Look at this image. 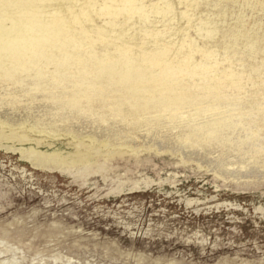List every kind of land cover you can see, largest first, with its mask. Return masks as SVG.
Wrapping results in <instances>:
<instances>
[{
    "label": "rangeland",
    "instance_id": "1",
    "mask_svg": "<svg viewBox=\"0 0 264 264\" xmlns=\"http://www.w3.org/2000/svg\"><path fill=\"white\" fill-rule=\"evenodd\" d=\"M0 123V264H264V0H0Z\"/></svg>",
    "mask_w": 264,
    "mask_h": 264
},
{
    "label": "bare ground",
    "instance_id": "2",
    "mask_svg": "<svg viewBox=\"0 0 264 264\" xmlns=\"http://www.w3.org/2000/svg\"><path fill=\"white\" fill-rule=\"evenodd\" d=\"M40 79V78H39ZM11 80V79H10ZM16 82V81H15ZM7 91L6 92H3V93H5V96H3L6 100H7V102H12L13 104L14 103H16V100L17 99H19L18 97H24L25 95H28V96H30V98H32L31 100L32 101H34V95H33V93L32 92H30V91H27L26 89H23V90H21V88H20V90H15L14 88H16L17 86L16 85H14V84H9V85H7ZM63 88V87H62ZM19 89V88H18ZM47 96V95H46ZM77 96H78V99H77V103H76V105L74 106V107H72L71 108V110L70 111H72L73 112V114L74 115H76V114H80L82 111H88L89 112V110H90V106H94L93 105V103H92V101H93V99L91 100V101H88V96H89V94L88 93H85V92H81V91H79V90H77ZM20 97V98H21ZM20 100V99H19ZM30 100V101H31ZM61 100V99H60ZM47 101V100H46ZM28 103V102H27ZM41 103V102H40ZM60 103V102H59ZM63 103V102H62ZM26 104V103H25ZM44 104H45V101H44ZM97 104V103H96ZM12 105V104H11ZM10 105V106H11ZM100 105V104H99ZM28 106V105H27ZM113 107V106H112ZM29 108V107H28ZM68 108V107H67ZM66 108V109H67ZM14 110V109H13ZM30 111V110H29ZM62 111V110H61ZM69 111V112H70ZM94 112V111H93ZM22 113V112H21ZM24 113H25V111H24ZM27 113V112H26ZM16 116V115H15ZM37 116V115H36ZM35 116V117H36ZM8 117V116H7ZM16 118V117H15ZM79 118V117H78ZM2 119V118H1ZM82 120V119H81ZM2 121V120H1ZM4 121V120H3ZM85 121V120H84ZM36 122V121H35ZM40 122V121H39ZM59 122V121H58ZM37 123H38V120H37ZM45 123V122H44ZM87 123V122H86ZM1 124V123H0ZM7 124H9V123H7ZM20 124V123H19ZM24 124H25V122H24ZM84 124V123H83ZM88 124V123H87ZM63 125V124H62ZM12 126V125H11ZM19 126H21V125H19ZM19 126H16V127H19ZM32 126V125H31ZM51 126V125H50ZM57 126H58V123H57ZM86 126V125H85ZM72 127V126H71ZM12 128H13V126H12ZM56 128V127H55ZM67 128V127H66ZM100 128V127H99ZM9 129H11V127H9ZM96 129V128H95ZM12 130V129H11ZM41 130V129H40ZM119 130V129H118ZM41 131H43L44 132V130H41ZM131 131H133V130H131ZM134 131H136V130H134ZM33 132V131H32ZM47 132V131H46ZM67 132V131H66ZM80 132V131H79ZM118 132V131H117ZM127 132V131H126ZM93 133H94V131H93ZM46 134V133H45ZM47 134H49V136H50V134H51V132L50 133H47ZM57 134V133H56ZM67 134H71V133H67ZM72 134H73V132H72ZM108 134V133H107ZM118 134V133H117ZM133 134V133H132ZM52 135V134H51ZM53 135H55V134H53ZM58 135V134H57ZM60 135V134H59ZM92 135V134H91ZM91 135H89V138H90V136ZM97 135V134H96ZM102 135V134H101ZM56 136V135H55ZM62 136V135H61ZM84 136V135H83ZM82 136V137H83ZM108 136V135H107ZM51 137V136H50ZM54 137V136H53ZM57 137V136H56ZM75 137H76V135H75ZM74 137V138H75ZM85 138H86V136H85ZM94 138V137H93ZM71 139H73V138H71ZM92 139V138H91ZM89 140L90 141V143L92 142V140ZM82 141H84L83 139H81ZM101 140V139H100ZM139 141L141 140V139H138ZM74 141H75V139H74ZM77 141V140H76ZM79 141V140H78ZM98 141V140H97ZM96 141V142H97ZM102 141V140H101ZM106 141H108V139H106ZM129 141V140H128ZM166 141V140H165ZM171 141V140H170ZM94 142V141H93ZM104 141H102L101 142V145H103L104 146V144H102ZM110 142V141H109ZM131 142H129V145H131L130 144ZM143 143V142H142ZM166 143V142H165ZM172 143V142H171ZM97 144H98V142H97ZM116 144V143H115ZM132 144H133V142H132ZM106 145V144H105ZM113 145V144H112ZM121 145H122V143H121ZM139 145V144H138ZM143 145V144H142ZM141 145V146H142ZM156 145V144H155ZM164 145V144H163ZM172 145V144H171ZM175 145H177V144H175ZM107 146V145H106ZM106 146H104L105 148H106ZM116 146V145H115ZM137 147V146H136ZM156 147H157V145H156ZM112 148V147H111ZM114 148V147H113ZM138 148V150H139V146L137 147ZM165 148V147H164ZM167 148V147H166ZM163 149V148H162ZM181 149V148H180ZM190 149V148H189ZM174 150V149H173ZM195 152V151H194ZM188 154V153H187ZM194 154V153H193ZM199 154V153H198ZM200 155V154H199ZM210 155V154H209ZM238 155V154H237ZM211 156V155H210ZM236 156V155H235ZM184 157V156H183ZM214 157V156H213ZM230 157V156H229ZM231 157H232V155H231ZM235 158V157H234ZM206 159V158H205ZM217 159H218V157H217ZM194 160V159H193ZM223 160V159H222ZM242 160V159H241ZM216 161V160H215ZM239 161V160H238ZM237 161V162H238ZM221 162V161H220ZM236 162V163H237ZM207 163V162H206ZM226 163V162H225ZM235 163V164H236ZM249 163V162H248ZM205 164V163H204ZM228 164H231L229 161H228V163H227V165ZM234 164V163H233ZM223 165H225V164H223ZM239 165H241V163H240V161H239ZM216 166V165H215ZM236 166V165H235ZM234 166V167H235ZM228 167H230V166H228ZM217 168H218V166H217ZM223 168V167H222ZM231 168H232V166H231ZM241 168H242V166H241ZM243 169V168H242ZM244 169H245V166H244ZM222 170V169H221ZM224 170V169H223ZM228 170V169H227ZM248 170H250V167H249V169ZM219 171V170H218ZM229 171V170H228ZM255 171V170H254ZM259 172H260V170H258ZM217 172V171H216ZM224 172V171H223ZM238 172V171H237ZM251 172V171H250ZM256 172V171H255ZM224 174V173H223ZM234 174H235V172H234ZM219 175H220V171H219ZM228 175V174H227ZM240 175V174H239ZM254 175V174H253ZM257 175V174H256ZM221 176H225V175H221ZM229 176H230V174H229ZM231 176H233V174L231 175ZM236 177V176H235ZM238 177V176H237ZM253 177V176H252ZM223 178H225V177H223ZM232 179H234L233 177H231ZM227 179V178H226ZM236 179V178H235ZM239 179V178H238ZM20 248V247H19ZM3 264V263H2ZM15 264V263H14Z\"/></svg>",
    "mask_w": 264,
    "mask_h": 264
}]
</instances>
